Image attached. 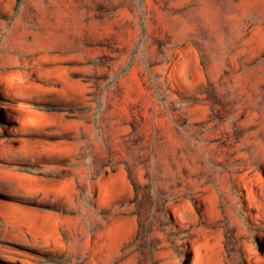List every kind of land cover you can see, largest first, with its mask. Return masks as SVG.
Segmentation results:
<instances>
[{"label":"rangeland","instance_id":"1","mask_svg":"<svg viewBox=\"0 0 264 264\" xmlns=\"http://www.w3.org/2000/svg\"><path fill=\"white\" fill-rule=\"evenodd\" d=\"M255 177L264 0H0V264H264Z\"/></svg>","mask_w":264,"mask_h":264},{"label":"bare ground","instance_id":"2","mask_svg":"<svg viewBox=\"0 0 264 264\" xmlns=\"http://www.w3.org/2000/svg\"><path fill=\"white\" fill-rule=\"evenodd\" d=\"M244 178H246V176L244 177ZM244 178H242V179H244ZM247 179V178H246ZM247 181V180H246ZM246 183V182H245ZM248 183H249V185L251 186V187H254V186H258V187H261V188H263L264 187V181H262V180H260L259 178H257V177H255V178H249L248 179ZM249 187V186H248ZM39 193V191H36V193L35 194H38ZM45 200H47V195H45V197H43V199L41 200V202H44ZM179 210V209H178ZM174 212H175V214H179V211H177V210H175L174 209ZM205 234V233H204ZM207 234V233H206ZM205 234V235H206ZM206 236H208V235H206ZM205 236V237H206ZM201 237V236H200ZM203 237V236H202ZM201 237V238H202ZM194 239H196V238H194ZM203 239V238H202ZM204 240H206L205 238H204ZM208 240V239H207ZM195 242V241H194ZM191 243V242H190ZM207 243V242H206ZM195 246V248L193 247V251H194V249H195V251H194V258H193V264H213V259H212V257H211V255H208V254H204V253H206V252H202V250H203V247H204V242L203 241H201V240H198V241H196V245H194ZM205 246H207V245H205ZM214 246V245H213ZM205 250V249H204ZM212 252H213V250H212ZM211 252V253H212ZM216 255V254H215ZM215 255H213V257L215 256ZM215 259V258H214Z\"/></svg>","mask_w":264,"mask_h":264}]
</instances>
